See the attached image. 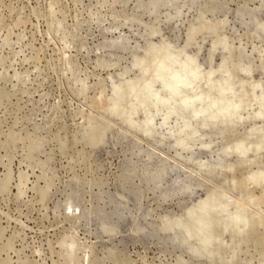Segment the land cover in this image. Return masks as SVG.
Listing matches in <instances>:
<instances>
[{
	"label": "rangeland",
	"instance_id": "374dc122",
	"mask_svg": "<svg viewBox=\"0 0 264 264\" xmlns=\"http://www.w3.org/2000/svg\"><path fill=\"white\" fill-rule=\"evenodd\" d=\"M0 264H264V0H0Z\"/></svg>",
	"mask_w": 264,
	"mask_h": 264
},
{
	"label": "bare ground",
	"instance_id": "6f19581e",
	"mask_svg": "<svg viewBox=\"0 0 264 264\" xmlns=\"http://www.w3.org/2000/svg\"><path fill=\"white\" fill-rule=\"evenodd\" d=\"M242 184H243V182H242ZM244 184H245V183H244ZM244 184H243V185H244ZM239 187H240V186H239ZM244 187H245V186H244ZM252 197H253V196H252ZM254 197H255V195H254ZM254 200H255V199H254ZM254 200H253V201H254ZM258 200H259V199H258Z\"/></svg>",
	"mask_w": 264,
	"mask_h": 264
}]
</instances>
